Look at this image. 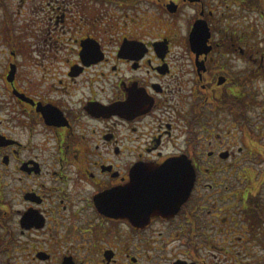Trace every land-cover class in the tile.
Returning a JSON list of instances; mask_svg holds the SVG:
<instances>
[{
  "label": "flooded vegetation",
  "instance_id": "1",
  "mask_svg": "<svg viewBox=\"0 0 264 264\" xmlns=\"http://www.w3.org/2000/svg\"><path fill=\"white\" fill-rule=\"evenodd\" d=\"M0 264H264V0H0Z\"/></svg>",
  "mask_w": 264,
  "mask_h": 264
},
{
  "label": "water",
  "instance_id": "2",
  "mask_svg": "<svg viewBox=\"0 0 264 264\" xmlns=\"http://www.w3.org/2000/svg\"><path fill=\"white\" fill-rule=\"evenodd\" d=\"M192 180H193V174L191 170L189 171L187 168L183 167L181 169L180 183H177V185L180 186V199H178L179 196L177 195L178 203H181L187 197L190 186L192 184Z\"/></svg>",
  "mask_w": 264,
  "mask_h": 264
}]
</instances>
